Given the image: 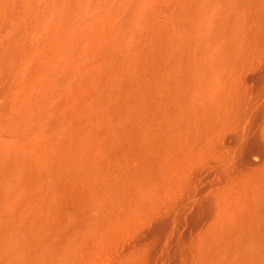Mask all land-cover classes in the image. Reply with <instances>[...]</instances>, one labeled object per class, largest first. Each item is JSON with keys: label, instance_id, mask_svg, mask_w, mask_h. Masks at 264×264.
Instances as JSON below:
<instances>
[{"label": "bare ground", "instance_id": "1", "mask_svg": "<svg viewBox=\"0 0 264 264\" xmlns=\"http://www.w3.org/2000/svg\"><path fill=\"white\" fill-rule=\"evenodd\" d=\"M0 264H264V0H0Z\"/></svg>", "mask_w": 264, "mask_h": 264}]
</instances>
